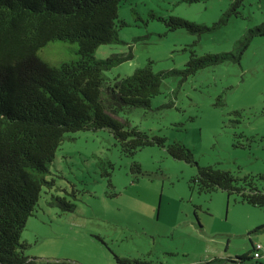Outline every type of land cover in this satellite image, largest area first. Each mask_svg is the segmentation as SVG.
Here are the masks:
<instances>
[{"label": "rangeland", "instance_id": "374dc122", "mask_svg": "<svg viewBox=\"0 0 264 264\" xmlns=\"http://www.w3.org/2000/svg\"><path fill=\"white\" fill-rule=\"evenodd\" d=\"M230 0H124L118 19L119 43L101 45L95 56L132 52V58L105 72L109 80L152 62L154 71H182L190 58L233 51L246 29L264 21V0H243L237 16L198 36L169 30L156 18L179 17L211 27ZM76 46L55 41L39 56L51 65L75 57ZM117 118L167 143L181 142L201 167L233 175H264V37H256L239 63H223L193 75L171 74L149 108H132ZM134 163L141 173L131 171ZM111 164L112 168L108 165ZM110 173L103 175L102 170ZM55 180L43 189L21 240L25 254L43 261L78 264H264V208L238 202L222 190L189 189L197 168L172 158L157 145L124 156L106 129L67 133L50 165ZM264 187V179L258 180ZM74 212L47 205L51 194L73 200ZM260 228V229H258ZM258 229V230H257ZM261 245L259 258L250 255ZM217 259L218 261L212 262Z\"/></svg>", "mask_w": 264, "mask_h": 264}, {"label": "trees", "instance_id": "16d2710c", "mask_svg": "<svg viewBox=\"0 0 264 264\" xmlns=\"http://www.w3.org/2000/svg\"><path fill=\"white\" fill-rule=\"evenodd\" d=\"M122 1L0 0V264H36L35 258L25 254L29 245L21 240V233L36 211L43 189L55 187V180L48 178L50 165L67 133L106 129L128 157L147 146L163 147L172 158L197 168L189 180L191 191L210 194L222 190L228 196L237 195L240 203L264 208V187L258 182L264 175L238 177L216 166L201 167L181 142L165 144V138L150 136L117 118L132 108H149L171 74L187 76L206 67L239 63L251 41L264 37V21L246 29L233 51L203 56L191 52L182 71L156 72L149 61L132 74L111 81L105 72L129 61L131 50L105 58H97L95 52L101 45L120 42L118 30L126 25L118 19ZM242 1L230 0L211 27L173 16L149 13V17L159 19L169 30L184 29L200 36L237 16ZM55 41L74 44L75 57L57 65L42 60L40 50ZM133 170L140 174V165L134 163ZM102 172L110 176L106 170ZM71 196L73 200L51 194L46 203L60 213L74 212L75 194ZM259 251L252 244L251 254L239 260L259 258ZM115 259L118 264L137 263ZM43 264L78 263L45 260Z\"/></svg>", "mask_w": 264, "mask_h": 264}, {"label": "built area", "instance_id": "2783aa9c", "mask_svg": "<svg viewBox=\"0 0 264 264\" xmlns=\"http://www.w3.org/2000/svg\"><path fill=\"white\" fill-rule=\"evenodd\" d=\"M255 247L257 250H260L262 248L261 245H259V244H256ZM255 256H258V254H256Z\"/></svg>", "mask_w": 264, "mask_h": 264}]
</instances>
